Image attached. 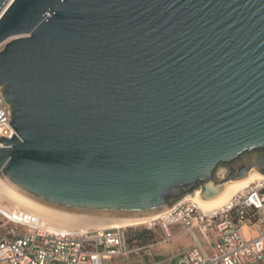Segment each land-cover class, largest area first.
Returning a JSON list of instances; mask_svg holds the SVG:
<instances>
[{
    "label": "water",
    "instance_id": "obj_1",
    "mask_svg": "<svg viewBox=\"0 0 264 264\" xmlns=\"http://www.w3.org/2000/svg\"><path fill=\"white\" fill-rule=\"evenodd\" d=\"M3 43L0 173L27 195L146 214L264 174V0H0Z\"/></svg>",
    "mask_w": 264,
    "mask_h": 264
},
{
    "label": "built area",
    "instance_id": "obj_2",
    "mask_svg": "<svg viewBox=\"0 0 264 264\" xmlns=\"http://www.w3.org/2000/svg\"><path fill=\"white\" fill-rule=\"evenodd\" d=\"M10 108L0 86V137L16 133ZM140 226L167 235L181 226L191 235L193 243L172 264H264V177L221 208L205 211L196 200L181 198ZM132 251L128 227L61 229L31 211L0 204V264H106Z\"/></svg>",
    "mask_w": 264,
    "mask_h": 264
},
{
    "label": "bare ground",
    "instance_id": "obj_3",
    "mask_svg": "<svg viewBox=\"0 0 264 264\" xmlns=\"http://www.w3.org/2000/svg\"><path fill=\"white\" fill-rule=\"evenodd\" d=\"M0 175V195L5 193L6 196L13 201L14 208H23L31 211L39 215L43 221L61 229L80 231L99 227L112 228L116 226H140L147 220L160 216L170 209V207H168L161 211L146 214H93L63 210L45 204L27 195L10 184L4 177H2L1 173ZM263 177L264 174L256 169H252L244 178L226 182L223 191L212 200L202 198L199 189L186 194L184 198L196 200L199 206L205 211L221 208L228 204L233 196L239 191L245 189L250 186L251 183ZM4 207L8 206H5L4 204Z\"/></svg>",
    "mask_w": 264,
    "mask_h": 264
},
{
    "label": "rangeland",
    "instance_id": "obj_4",
    "mask_svg": "<svg viewBox=\"0 0 264 264\" xmlns=\"http://www.w3.org/2000/svg\"><path fill=\"white\" fill-rule=\"evenodd\" d=\"M225 172V166H221L218 169V174L220 175ZM1 195L0 204L14 208L13 201L5 193ZM175 227L171 229V235H167L160 228L147 229L143 226H129L128 232L129 237H131L129 242L133 249L132 253L106 260V264H172L175 255L193 243L189 233L183 232L181 226ZM138 233H141L140 237H134Z\"/></svg>",
    "mask_w": 264,
    "mask_h": 264
},
{
    "label": "trees",
    "instance_id": "obj_5",
    "mask_svg": "<svg viewBox=\"0 0 264 264\" xmlns=\"http://www.w3.org/2000/svg\"><path fill=\"white\" fill-rule=\"evenodd\" d=\"M141 233L135 234L134 237H140ZM129 241H131V237H129Z\"/></svg>",
    "mask_w": 264,
    "mask_h": 264
},
{
    "label": "crops",
    "instance_id": "obj_6",
    "mask_svg": "<svg viewBox=\"0 0 264 264\" xmlns=\"http://www.w3.org/2000/svg\"><path fill=\"white\" fill-rule=\"evenodd\" d=\"M174 228H176L175 226L174 227H172L171 229H174ZM182 228V227H181ZM183 232H186V231H184V230H182ZM138 264V263H137Z\"/></svg>",
    "mask_w": 264,
    "mask_h": 264
}]
</instances>
